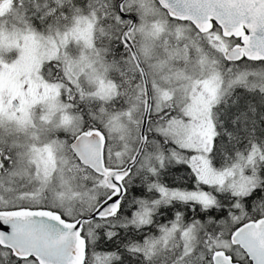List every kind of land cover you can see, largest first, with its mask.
I'll use <instances>...</instances> for the list:
<instances>
[{
	"label": "snow or ice",
	"instance_id": "snow-or-ice-1",
	"mask_svg": "<svg viewBox=\"0 0 264 264\" xmlns=\"http://www.w3.org/2000/svg\"><path fill=\"white\" fill-rule=\"evenodd\" d=\"M0 264H264V0H0Z\"/></svg>",
	"mask_w": 264,
	"mask_h": 264
},
{
	"label": "trees",
	"instance_id": "trees-1",
	"mask_svg": "<svg viewBox=\"0 0 264 264\" xmlns=\"http://www.w3.org/2000/svg\"><path fill=\"white\" fill-rule=\"evenodd\" d=\"M129 195H130V196H132V195H139V193H138V191L133 190L132 192H130ZM169 218H170V214H169ZM161 222H163V220H162Z\"/></svg>",
	"mask_w": 264,
	"mask_h": 264
}]
</instances>
